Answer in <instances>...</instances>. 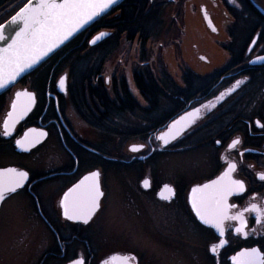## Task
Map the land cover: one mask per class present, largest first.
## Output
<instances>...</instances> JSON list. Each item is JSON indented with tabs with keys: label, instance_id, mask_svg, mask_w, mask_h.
Here are the masks:
<instances>
[{
	"label": "flooded vegetation",
	"instance_id": "obj_1",
	"mask_svg": "<svg viewBox=\"0 0 264 264\" xmlns=\"http://www.w3.org/2000/svg\"><path fill=\"white\" fill-rule=\"evenodd\" d=\"M144 2L140 3L146 10L143 21L135 22L123 33L105 37L95 49H86L68 64L64 69L69 72L65 92L58 89L61 75L45 76L42 65L37 69H42V75H32L34 71L0 95V170L14 167L28 173L24 186L6 194L0 202V243L7 245L9 206L22 193L43 234L50 238L45 255H11L15 264H71L75 260L83 264H121L125 257H135L129 264H233L232 258L246 249L256 248L264 254V220L257 223L256 213L245 211L252 204L264 210V180L259 178L264 175V0H212L208 9L194 0ZM119 6L104 17H121L122 10H115ZM198 7L204 25L205 21L211 24V29H206L214 37L213 50L219 56L206 73L192 70L183 59L189 49L183 44L188 16ZM9 11L7 6L0 8V25L17 12L10 15ZM98 32L109 33L102 29L93 37ZM193 46L194 57L202 60L203 55ZM117 54L125 58L120 62L130 63L131 69L125 74L120 68L126 67L119 62L110 78L106 77V66ZM130 77L137 94L131 91ZM24 90L35 94L34 107L11 135L5 136L3 122L16 93ZM192 111L198 113L193 123L165 146L159 139L162 132ZM125 117L132 124L128 131L105 130L111 119L121 122ZM78 119L101 139H86ZM31 129L45 133V139L34 146L25 145L27 151H19L16 141L23 140ZM235 140L240 143L230 147ZM53 141L60 155L45 156L48 161H39L38 172L32 173V163L23 160ZM134 145L140 150L131 151ZM190 149L203 155L201 164L192 167L197 172L172 173L167 170L171 168L167 160L163 179L158 171L163 155L176 156ZM10 156L14 161L9 160ZM229 164L236 165L231 179L244 184L243 192L228 197L230 214L244 213L246 238L236 233L240 224L234 220L225 221L224 236L220 237L200 221L191 205L192 189L222 176ZM42 165L44 169L40 170ZM119 170L128 175L124 174V184L131 189L130 195L135 194L131 200L134 204L151 208L155 203L163 210L164 238L178 246L177 251L164 253L163 262L148 253L110 251L105 245L115 239L102 234L98 242L101 251L90 249L94 237L89 229L111 223L103 218L108 196L105 172L118 178ZM94 172L100 174L104 193L98 211L87 224L66 219L60 206L65 193ZM145 180L149 181L148 187L144 186ZM165 185L173 191H164ZM161 192L166 199H161ZM47 193L50 195L43 203L49 214L42 208L41 199ZM110 238L113 240L108 242ZM221 239L225 241L223 247L213 253L211 248ZM3 259V264L9 263L5 255Z\"/></svg>",
	"mask_w": 264,
	"mask_h": 264
},
{
	"label": "snow or ice",
	"instance_id": "obj_2",
	"mask_svg": "<svg viewBox=\"0 0 264 264\" xmlns=\"http://www.w3.org/2000/svg\"><path fill=\"white\" fill-rule=\"evenodd\" d=\"M115 0H25V4L20 11L13 16L10 25L19 26L15 35L11 38V43L6 48L0 49V89H5L14 84L17 78L38 64L54 48L66 41L73 33L84 27L95 17L99 16ZM103 34L96 37L101 39ZM5 26L0 25V41H6ZM96 41L93 40V43ZM65 81L61 79L59 86L63 89ZM35 97L27 91L17 92L16 100L12 104V111L7 114V119L3 122V135L9 136L15 124L30 111ZM197 112L190 113L175 122L169 135L159 137L165 144L169 139H174L179 134L177 125L182 122H190V117H196ZM46 135L43 132L37 133L35 129L25 133L23 140H17V147L27 151L25 145H35L40 136ZM239 140L233 141L230 147L239 144ZM133 152L140 150V147L133 146ZM236 165L229 164L228 170L218 179L202 186L194 187L191 191V205L200 221L215 229L220 237L224 236V224L227 220L238 221L240 227L235 229L236 233L243 234L247 224L244 220V213L237 215L230 214L228 197L244 191V184L239 180L231 179V173L235 171ZM99 173L94 172L83 178L79 184L69 189L61 201L63 214L68 220H79L87 224L99 207L100 197L103 193L99 185ZM264 180V175H260ZM28 179L26 171H19L15 168L0 170V202L6 198V194L15 193L17 189L24 186ZM149 181H144V186L148 187ZM164 191L171 193L173 190L165 185ZM161 199H166L161 192ZM248 212H255L257 223L264 220V210L252 204L245 209ZM225 241L220 240L219 245L211 248L213 253L217 247H223ZM116 258L114 257L113 260ZM135 257L122 258L121 264H129ZM233 264H264V254L256 248L246 249L233 258ZM74 264H83V261H75Z\"/></svg>",
	"mask_w": 264,
	"mask_h": 264
},
{
	"label": "rangeland",
	"instance_id": "obj_3",
	"mask_svg": "<svg viewBox=\"0 0 264 264\" xmlns=\"http://www.w3.org/2000/svg\"><path fill=\"white\" fill-rule=\"evenodd\" d=\"M194 3L203 4L208 9L212 4V0H194ZM195 4L193 5L196 6ZM188 10V13H191L192 8L188 7ZM201 12V8L198 7V10L195 11V13L193 12V14H189L188 16V25H186L187 33L183 38V44H188L189 49L186 51L187 55H184L185 57L183 59L186 58L185 62L188 63V66L192 70L196 72L206 73L212 69V66L216 65L219 60V56L213 50L215 49L213 42L214 37H212V33H209L206 29V27H208L209 30L211 28L206 21V25H204L203 20L205 19H203L204 17ZM166 21L167 27V24L168 26L170 25V19ZM101 33L103 34L104 32ZM193 43L197 47V50L200 51L199 53L203 55L204 58H202V60L194 57L196 48L193 46ZM158 44L159 42H157V44H154V48H157ZM124 59L125 58H122L120 54L115 55L113 57V60H111L106 66L105 76L110 78L115 65L117 63L119 64V62ZM77 64L78 62L76 61L75 66ZM120 64L122 67L123 65H125L126 67L120 68V71H124L125 74H127L131 69L130 63L127 64L124 62H120ZM175 64L176 62L174 63V65ZM178 69H176V72H178ZM65 73L69 74L68 71H66ZM129 83L131 91L137 94L131 77L129 78ZM120 120L121 122H119L117 119H111L109 124H106L107 126L105 130L109 132L112 129L119 128L122 131H128V127H132V124L130 123L128 117L121 118ZM75 123L77 124V122ZM84 126L85 125L80 122L79 127L81 128L82 133H84V135L86 136V139L95 142L101 139L97 136L96 131H93L90 128L88 129ZM56 145L57 143L55 141L47 143L42 149H40V151L34 153L29 157V159L27 158L23 160V162L27 164L28 162L32 163L31 166L33 168L31 167V172H38L39 169L37 168L39 161H48V159L44 158L45 156L54 155L53 157L56 158L55 155H60L55 149ZM36 156H38V158ZM172 156L177 159L175 161L172 160ZM172 156L163 155V157L159 160L158 171L161 172V176L163 177V179L164 163H166L167 160V162L170 161L169 167H171L167 169L168 171H171L172 173L180 172L193 175L197 171L193 172L192 167L195 166L197 162L201 164V159L203 157V155L193 149L186 150L185 153L179 155L176 154V156L174 154ZM9 160L11 162L14 161V157L10 156ZM26 160H28V162ZM43 165L46 166L48 164L44 163ZM43 165L40 170L44 169ZM105 173L108 181V196L104 202L106 211H104L105 215L103 218L104 220L105 218L108 219L109 221H111V223H103L100 226L96 225L95 227L89 229L90 234H92L91 236L94 237V244H90V249L94 253L101 251L98 242H101L100 238L102 234L103 236H108L115 239H108V242L112 240L113 241L105 245V247L110 251L130 252L136 253L138 255H141L142 253H145L146 255L148 253L153 255L154 257H158V260L160 262H163L164 253L177 251L178 246L175 243L171 242L172 240L164 238L166 230L164 229V215L162 208L159 205L158 207L155 203L151 206V208H145V206L143 207L142 204L135 201L134 204L131 200L134 199L133 196L135 194L130 195L131 189L124 184V179L127 181V179L124 178V174H126L128 178L127 173H121V171L119 170L118 178L116 176L117 174L114 175L109 171H106ZM112 177H114V179ZM111 178L113 180H111ZM49 195L50 193H47L45 195H42L41 197L42 208L46 213H48L46 204L43 202H46ZM25 200L26 195L22 193L21 195L15 197L14 201L9 206V215H7L8 241L7 245L5 246L4 244L0 243V264H3L4 262V255L7 262H9L7 264H15L14 257H12L11 255H45L47 249L49 248L50 238L48 237V235H46L45 232V234H43V228L39 225V222L36 221L32 207L30 205L27 206L30 202L26 205L24 203ZM97 237L99 238L98 240Z\"/></svg>",
	"mask_w": 264,
	"mask_h": 264
},
{
	"label": "trees",
	"instance_id": "obj_4",
	"mask_svg": "<svg viewBox=\"0 0 264 264\" xmlns=\"http://www.w3.org/2000/svg\"><path fill=\"white\" fill-rule=\"evenodd\" d=\"M140 3L145 2L144 0H140V2H137V0H126L117 9H115L122 10L121 17L111 19V16L109 15L110 17L106 16L95 22L91 27H89L83 33L74 38L71 42L65 45L62 49H60L43 64L42 69H44V75L52 76L55 78L56 76L64 74L66 72L64 69L68 67V64H70L72 60L83 55L86 49H95L99 45V43H102L99 42L98 44L93 46H91L90 44L93 35L97 31H101L102 29L108 31L109 33L105 32L106 40L108 36L112 37L115 34L118 35V33H123L124 31H127L132 27L135 22L139 20L143 21L142 19L145 18L143 15L146 10L143 9V6L140 7ZM24 4L25 0H3L2 2L0 1V8L7 6L8 9H10L9 14L11 15L15 11L20 9ZM99 33L101 32H98V34ZM42 69L35 71L32 75L40 74ZM42 74L43 73H41V75Z\"/></svg>",
	"mask_w": 264,
	"mask_h": 264
},
{
	"label": "water",
	"instance_id": "obj_5",
	"mask_svg": "<svg viewBox=\"0 0 264 264\" xmlns=\"http://www.w3.org/2000/svg\"><path fill=\"white\" fill-rule=\"evenodd\" d=\"M125 0H115V3H113L110 7H108L104 12H102L99 16H97V17H95L92 21H90L88 24H86L84 27H82L81 29H79L77 32H75V33H73V35L72 36H70L66 41H64L62 44H60L58 47H56V48H54L51 52H49L48 53V55L47 56H45L38 64H36V65H34L31 69H28L27 71H25L24 73H22L18 78H17V80L14 82V84H12V85H9L7 88H5V89H0V95H2L3 93H5L6 91H8L9 89H11L14 85H16L22 78H24V77H26V76H28V75H30L31 73H33L34 71H36L40 66H42L49 58H51L55 53H57L60 49H62L65 45H67L69 42H71L74 38H76L78 35H80L81 33H83L85 30H87L90 26H92L95 22H97L98 20H100L102 17H104L106 14H108L110 11H112L114 8H116L117 6H119L122 2H124ZM33 2H35V0H33ZM20 11V9L15 13V14H13L6 22H4L2 25H4L5 26V31H6V35L9 37V39L8 40H6V41H0V49H3V48H6L7 47V45L9 44V43H11V38H13L14 37V35H15V31H18L19 30V26H17V25H10V21L12 20V18H13V16H15L18 12ZM207 23L209 24V26H210V28H211V24L207 21ZM102 33H100V34H97L96 36H94L93 38H92V40L90 41V44H91V46H93V45H96V44H98L100 41H102L103 39H104V37H105V33H103V36H102V38L101 39H98V40H96V37L97 36H100ZM93 40H95L96 42L95 43H93ZM61 79H64V81H65V84H64V88L62 89L60 86H59V81L61 80ZM66 82H67V73H64V74H62L61 75V77L59 78V80H58V89L60 90V91H62V92H65V90H66ZM24 91H27V92H30V91H28V90H24ZM30 93H32L33 94V96L35 97V94L33 93V92H30ZM15 100H16V98H15ZM15 100H14V102H15ZM35 102H36V97H35V100H34V103L32 104V107H31V109H30V111L32 110V108L34 107V104H35ZM11 111H12V109H11ZM30 111H28L16 124H15V126H14V128H13V130H12V132L14 131V129H15V127H16V125L20 122V121H22V120H24L25 118H26V116L30 113ZM193 112H196V111H192V112H189V113H187V114H185V115H183V116H181L179 119H177V120H175L170 126H169V128L166 130V131H164V132H162V134L160 135V136H162V135H169L170 134V129H171V126L175 123V122H177V121H181V118L182 117H185L186 115H188V114H190V113H193ZM196 117H190L189 119H190V122H182V124L181 125H177V128H179L180 129V131H179V134L178 135H176L175 136V138L174 139H176L178 136H180L181 134H183L188 128H189V126L193 123V121H194V119H195ZM172 131H175V129H171ZM29 133V132H28ZM45 139V135L44 136H40V139H39V141L38 142H42L43 140ZM174 139H169V142L167 143V144H165L164 143V145L166 146V145H168V144H170ZM22 149L23 148H21L20 147V150L19 151H22ZM9 168H14V167H9ZM7 169V168H6ZM16 169V168H15ZM18 170V169H17ZM19 171H24V170H19ZM218 179V178H217ZM214 180H216V179H214ZM213 180V181H214ZM212 182V181H211ZM211 182H209V183H211ZM208 184V183H207ZM99 185H100V181H99ZM199 186H202V185H199ZM195 187H198V186H195ZM100 190H101V186H100ZM101 192H102V190H101ZM103 193V192H102ZM103 196H104V193H103ZM103 196H101L100 197V200H99V207H100V202H101V199L103 198ZM99 207L97 208V210H96V212L98 211V209H99ZM96 212L94 213V215L96 214ZM93 215V216H94ZM92 216V217H93ZM92 217H91V219H92ZM90 219V220H91ZM75 261H80V260H75ZM74 261V262H75ZM74 262H72L71 264H74Z\"/></svg>",
	"mask_w": 264,
	"mask_h": 264
}]
</instances>
